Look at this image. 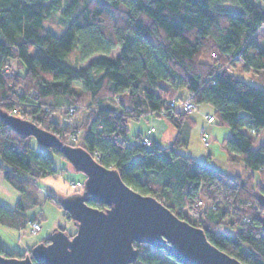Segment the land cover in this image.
<instances>
[{"label": "trees", "instance_id": "trees-1", "mask_svg": "<svg viewBox=\"0 0 264 264\" xmlns=\"http://www.w3.org/2000/svg\"><path fill=\"white\" fill-rule=\"evenodd\" d=\"M63 1L0 0V170L24 196L34 197L13 208L0 202V224L22 228L34 221L26 212L39 204L38 182L57 172L51 154L32 145L33 136L4 122L6 112L97 152L98 161L118 170L128 186L201 227L218 248L244 264H264V205L258 199L264 184L256 188L253 182L254 172L264 171V144L254 149L251 135L264 130V36L262 43L258 35L264 0H67L68 10L77 13L59 35L44 21ZM116 48V57L79 65ZM236 62L254 72L258 84L241 79ZM186 96L211 106L214 122L230 128L221 146L230 165L243 164L245 173L237 166L221 171L182 152L192 113L176 112L170 103ZM148 112L164 113L176 127L171 144H142L146 131L128 143V120ZM78 116L83 118L75 125ZM199 198L206 205H197ZM135 246L140 254L134 264H171L165 250ZM31 249L10 252L0 245L9 256Z\"/></svg>", "mask_w": 264, "mask_h": 264}, {"label": "water", "instance_id": "water-1", "mask_svg": "<svg viewBox=\"0 0 264 264\" xmlns=\"http://www.w3.org/2000/svg\"><path fill=\"white\" fill-rule=\"evenodd\" d=\"M1 117L42 146L58 149L86 178L82 192L59 199L76 232L57 227L23 257L0 253V264H134L140 254L136 243L163 249L181 264H244L211 243L201 227L178 217L161 200L128 186L118 170L104 166L85 148L64 143L29 119L6 112ZM258 199L264 205V193L260 192Z\"/></svg>", "mask_w": 264, "mask_h": 264}, {"label": "rangeland", "instance_id": "rangeland-1", "mask_svg": "<svg viewBox=\"0 0 264 264\" xmlns=\"http://www.w3.org/2000/svg\"><path fill=\"white\" fill-rule=\"evenodd\" d=\"M68 8H69V3L67 0H64L62 2L61 6L59 7V9L55 10L50 18L45 19V21H44L45 26L47 28H49L50 30L54 31L56 34H59V35L62 34L65 31V29L67 28V26L69 25V23L75 18L76 13H77V12L76 13L72 12L71 9L68 10ZM258 35L260 38V42L263 43L264 25L259 30ZM119 52H120V49L116 48L109 54L97 53V54L93 55L91 58H89L88 60L81 62L79 65L80 66H87L90 64L91 61H93L94 59H96L100 56L116 57L119 54ZM234 68L236 70L235 72L237 73V75L241 79L246 80L252 84H258L257 81L254 80L257 78V76L254 75L255 74L254 72H246V71L240 70V69H243L240 62H236V66ZM189 97H191V96H186L184 98V100L188 99ZM110 104L115 105L116 102L112 101V102H110ZM208 109L212 110L211 106H209L207 104H201V105L197 104L196 109H194V111L191 112V113H198V126H199L200 122H202L204 117L206 118V121H207V115L206 114L212 113V112L206 113V111ZM187 113H190V112H187ZM77 118L78 119H75V122H74L75 125H78L81 123L83 116H78ZM164 122L170 124L171 129H173V132L175 133L173 135V137H172L173 139H172V141H170V143L173 142V140L175 139L176 134H177V129L172 124V122L164 116V113L148 112L147 116H142L139 119L130 118L128 120V128H129L128 143L133 144L136 140L135 135L140 131H145L149 126L153 127L152 125H155L158 129L157 133H154V135L155 136L158 135L159 133H161L160 126L163 127ZM212 123H214V126L219 128V129H223V130L226 129V130L230 131L229 127L221 126V125L217 124L216 122H212ZM151 127H149V128H151ZM147 130H146V132H147ZM169 132L171 133L172 131H169ZM169 132H168V130H166V133L164 131V135H165L164 140L165 141H168V139L170 137ZM196 132L197 131L195 129V131L193 132V137L196 134H198V132L197 133ZM208 132L210 134V138H209L210 144L211 145L214 144L215 147H217L215 149H217L216 152L218 154H220L219 152L223 153V150L220 146L223 136L221 135V136L217 137L215 135V133H213L209 130H208ZM251 135L253 136V138L255 140L254 145H253L254 149H257L261 144H264V130H261L259 133H255V134L251 133ZM142 136L140 137V139L142 138ZM151 137H152V135H151ZM167 144H166V142L161 140V144H160L161 146H166ZM32 145L36 149L45 150L46 152L51 154V156L54 159V167H55L57 172L55 174L49 175V176L41 179L38 182L37 194H38L39 204L37 206H35V207H37V209L35 210V212H33V214H30V217L34 218L35 219L34 221H38L40 223V225H41L40 229L33 230L32 222H34V221H32L30 224H28L22 228H14V227H9V226L0 224V241L9 250H15V251H19V252H22V251H25L26 249L32 248L35 244H37V243L41 242L42 240L48 238L52 234L53 230L59 226L64 228L70 234H73L76 232L77 227L74 224V221L72 219L68 218L64 214L62 208L58 207L57 201L61 198L68 196V195H71V194H74L77 192H82L84 181L86 178V175L84 173L74 170V168H72V166L65 160V158H63L57 152L53 151L52 148H47V147L42 146L35 138L32 139ZM211 145H206L202 142V132H201L200 137L198 136V138L194 139L191 142V145L189 146V148L183 149L182 152L184 154L191 153L193 155H197L198 158H201V156H200L201 153H204L205 151L210 149ZM199 151L201 153H198ZM33 153H34L33 150H31L29 152V160L30 161L32 160ZM205 156L207 157L206 154H205ZM227 160H228V156H227ZM228 163H229V160H228ZM233 166H237V168L239 167L240 172L245 173L247 171V169H245L243 164L242 165L236 164ZM232 171H236V169H234ZM263 174H264V171L254 172L253 182L256 185V188L259 187L260 185L264 184ZM152 177L157 178L158 176L155 173H153ZM256 179H261V181L258 182ZM78 182H81V185L79 186V184H76V187L79 186L78 188H76L73 184L78 183ZM32 187L35 189V186L32 185ZM50 187L54 188V193L52 192ZM50 196H52V198ZM53 197L57 201H54ZM31 198H34L33 195L29 194L27 196H24L22 191H20L16 187L12 186L11 184H9L3 178L2 172L0 170V202L2 204L7 206L8 208H13V207L17 206V203L20 200H22L24 205L28 204V202ZM204 204L206 205V201ZM221 205H222L221 203L218 204L219 207H222ZM35 207H33V208H35ZM184 213L187 214L193 222H197V219H198L197 215L195 216L194 214L190 213V211L188 210L187 207L184 208ZM223 230L226 231L227 233H233L234 232V230H230L227 228H224ZM8 249H6V250L9 251ZM164 259L171 264H179V263H177V261H175L173 258H171V256H169V257L164 256Z\"/></svg>", "mask_w": 264, "mask_h": 264}, {"label": "crops", "instance_id": "crops-1", "mask_svg": "<svg viewBox=\"0 0 264 264\" xmlns=\"http://www.w3.org/2000/svg\"><path fill=\"white\" fill-rule=\"evenodd\" d=\"M186 94H187V92H186ZM209 112H212L213 113V110H210V109H208L207 111H206V113H209ZM212 113H210V114H206V115H212ZM191 118H192V122H191V124L189 125V132H190V135H189V140H188V146L186 147V149H188L189 148V146L191 145V142L194 140V139H196V138H198V136L200 137V134H201V132L205 129V128H207L209 131H211V132H213V133H215V135L217 136V137H219V136H223V138H222V140L225 138V137H227L229 134H230V132L231 131H228V130H226V129H219V128H217V127H215L214 126V123H208L207 121H206V118L204 117V119L202 120V122H200V124H199V126H198V113H192L191 114ZM164 124V126L163 127H161L160 126V131H161V133H159L158 135H154V133H157V127L155 126V125H152L153 127H155V131L152 133V140L153 141H155L156 143H158V145H160L161 144V140L162 141H164V142H166V144L167 145H169V143H170V141H172V137H173V135L175 134L174 132H173V129H171V125L170 124H168V123H166V122H164L163 123ZM149 127H151V126H149ZM148 127V128H149ZM147 128V129H148ZM146 129V130H147ZM195 129H196V131L198 132V134H196L194 137H193V132L195 131ZM145 130V131H146ZM166 130H168V132L169 131H172L169 135H170V137H169V139H168V141H165L164 140V131H165V133H166ZM145 131H141V132H145ZM196 132V133H197ZM154 135V136H153ZM198 135V136H197ZM222 140H221V142H222ZM172 143V142H171ZM170 143V144H171ZM166 145V146H167ZM211 145V144H210ZM161 146V145H160ZM220 146H221V144H220ZM162 147H165V146H162ZM211 148L210 149H208L207 151H205L204 153H201L200 151L198 152V153H201V158H198V156L197 155H193V154H191V153H188L189 155H192V156H194V157H196L197 159H199L201 162H203V163H205V164H208V165H210V166H213L214 168H216V169H218V170H221V171H226V172H231L232 170H234L236 167L235 166H233V165H230L229 163H228V160H227V154L225 153V151H224V149L222 148V146H221V148H222V150H223V153L222 152H219L220 154H218L217 152H216V150L217 149H215V148H217V147H215V145L213 144V145H211L210 146ZM205 154L207 155V157L205 156ZM218 155V156H217ZM2 172V171H1ZM2 176H3V173H2ZM3 178H4V176H3ZM51 188V187H50ZM51 190H52V192L54 193V188H51ZM37 209V207H35V208H31V209H29V210H27V214L30 216V214H33V212H35V210ZM0 245L2 246V248L3 249H8V248H6L5 246H4V244L0 241ZM9 250V249H8ZM10 252H12V251H15V250H9Z\"/></svg>", "mask_w": 264, "mask_h": 264}, {"label": "built area", "instance_id": "built-area-1", "mask_svg": "<svg viewBox=\"0 0 264 264\" xmlns=\"http://www.w3.org/2000/svg\"><path fill=\"white\" fill-rule=\"evenodd\" d=\"M170 105L173 107L174 111L176 112H181V113H187V112H193L194 109H196L197 107V103L194 101V99L192 97H189L188 99L186 100H178V101H172L170 103ZM14 112L16 114L19 113V110H14ZM207 121L208 123H212L214 122V117L213 115H207ZM155 131V128L154 127H151L147 130V132L142 136V138L140 139V142L142 144H151L152 142V132ZM76 134L73 133L70 135V139L71 140H74ZM210 134L208 132V129L205 128L203 131H202V142L206 145H210ZM95 158L98 160V158L100 157L99 154L97 152H95L94 154ZM76 184H79V186L81 185V182H78V183H74L73 185L76 187ZM78 186V187H79ZM76 187V188H78ZM205 201L202 199V198H199L196 200V204L197 205H205L204 204ZM216 207V206H214ZM32 228L33 230H38L41 228V225L38 221H34L32 222Z\"/></svg>", "mask_w": 264, "mask_h": 264}, {"label": "flooded vegetation", "instance_id": "flooded-vegetation-1", "mask_svg": "<svg viewBox=\"0 0 264 264\" xmlns=\"http://www.w3.org/2000/svg\"><path fill=\"white\" fill-rule=\"evenodd\" d=\"M261 193H264V192H261Z\"/></svg>", "mask_w": 264, "mask_h": 264}]
</instances>
